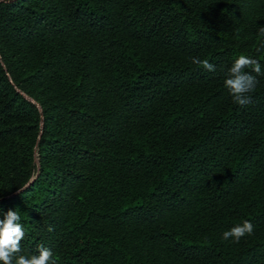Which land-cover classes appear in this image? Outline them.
Listing matches in <instances>:
<instances>
[{
  "label": "trees",
  "instance_id": "16d2710c",
  "mask_svg": "<svg viewBox=\"0 0 264 264\" xmlns=\"http://www.w3.org/2000/svg\"><path fill=\"white\" fill-rule=\"evenodd\" d=\"M258 26L264 0H0V219L20 211L22 254L264 264V75L244 107L224 87L239 56L264 66Z\"/></svg>",
  "mask_w": 264,
  "mask_h": 264
},
{
  "label": "clouds",
  "instance_id": "9594fccd",
  "mask_svg": "<svg viewBox=\"0 0 264 264\" xmlns=\"http://www.w3.org/2000/svg\"><path fill=\"white\" fill-rule=\"evenodd\" d=\"M259 36L264 37V27H259ZM264 50V40H261L258 51ZM191 62L203 67L205 70L215 71V66L207 59L193 57ZM255 73V75H253ZM264 75V66L253 57L241 55L228 68L224 87L232 97L234 104L244 107L251 103L252 94L255 92L259 80L258 76ZM18 209L8 210L3 219H0V262L2 264H55L53 253L40 247L37 255L22 254L20 242L25 236V230ZM254 233V225L249 221L236 225L222 233V240H231L233 243L245 236Z\"/></svg>",
  "mask_w": 264,
  "mask_h": 264
},
{
  "label": "water",
  "instance_id": "95a60500",
  "mask_svg": "<svg viewBox=\"0 0 264 264\" xmlns=\"http://www.w3.org/2000/svg\"><path fill=\"white\" fill-rule=\"evenodd\" d=\"M26 184H27V183H26ZM24 186H25V185H24ZM24 186H23V187H24ZM23 187H22V188H23Z\"/></svg>",
  "mask_w": 264,
  "mask_h": 264
}]
</instances>
